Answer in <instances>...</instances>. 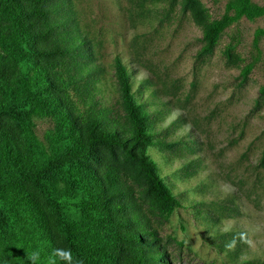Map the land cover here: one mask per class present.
<instances>
[{"label": "rangeland", "instance_id": "1", "mask_svg": "<svg viewBox=\"0 0 264 264\" xmlns=\"http://www.w3.org/2000/svg\"><path fill=\"white\" fill-rule=\"evenodd\" d=\"M69 3L78 33L93 51L88 65L96 68L82 73L90 81L88 95L69 92L76 109L82 114L89 107L104 109L109 119L126 126L114 74L119 57L138 102L154 121L153 139L160 144L148 147L146 155L180 203L167 219L150 217L155 251L162 253L156 264H264V0H195V7L185 0ZM243 7L245 13L223 31L212 51L202 53L203 28L196 12L211 22ZM248 65L252 69L244 78ZM11 66L0 58V75ZM80 84L85 91L86 80ZM30 116L27 128L0 124V135L7 130L19 148L38 146L48 153L52 119ZM127 175L141 201L143 186ZM53 181L75 198L64 179ZM9 235L16 259L29 264L18 244V228ZM138 249L124 250L119 264ZM146 249L145 264H153L148 256L152 246Z\"/></svg>", "mask_w": 264, "mask_h": 264}, {"label": "trees", "instance_id": "2", "mask_svg": "<svg viewBox=\"0 0 264 264\" xmlns=\"http://www.w3.org/2000/svg\"><path fill=\"white\" fill-rule=\"evenodd\" d=\"M185 1L196 5L195 0ZM71 10L69 0H0V54L5 56L0 58L13 68L0 75V124L27 128L33 114L50 117L54 126L48 153L38 146L21 149L6 136L7 130L1 131L0 264H23L9 235L16 227L18 244L28 256L40 250L38 264H48L55 248L71 249L74 264H119L124 250L133 246L139 249L124 264H145L147 246H152L148 256L156 264L162 253L155 251L150 217L167 219L180 203L146 155L148 147L160 144L153 139L154 121L138 102L130 72L119 57L114 74L126 126L109 119L104 109L89 107L84 114L76 109L69 92L88 95L90 81L82 73L96 68L88 65L93 51L78 33ZM244 13L245 7L234 16L207 22L196 12L203 28L202 53H210L223 31ZM251 69H243L244 78ZM260 90L264 93V85ZM128 173L143 186L141 201L133 194ZM56 178L75 189V198L54 186ZM5 215L15 224L6 222Z\"/></svg>", "mask_w": 264, "mask_h": 264}, {"label": "clouds", "instance_id": "3", "mask_svg": "<svg viewBox=\"0 0 264 264\" xmlns=\"http://www.w3.org/2000/svg\"><path fill=\"white\" fill-rule=\"evenodd\" d=\"M240 239L244 240L243 234H241ZM234 244H235V240H233L229 244V247H233ZM40 259H41V253L39 249L32 251L28 256L29 264H38ZM58 260L61 262V264H74V257L71 252V249H64V248L53 249L49 256L48 264H57Z\"/></svg>", "mask_w": 264, "mask_h": 264}]
</instances>
